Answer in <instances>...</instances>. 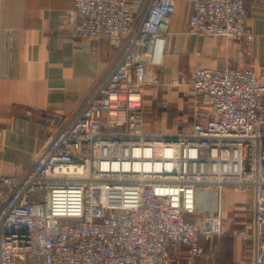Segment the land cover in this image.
I'll list each match as a JSON object with an SVG mask.
<instances>
[{
	"label": "built area",
	"instance_id": "obj_1",
	"mask_svg": "<svg viewBox=\"0 0 264 264\" xmlns=\"http://www.w3.org/2000/svg\"><path fill=\"white\" fill-rule=\"evenodd\" d=\"M187 1L190 36L254 43L247 0ZM176 4L73 0L75 36L122 52L72 119L40 118L47 141L24 173L0 176V264H192L202 237L213 240L193 221L202 186L251 194L250 223L237 235L251 264H264L260 73L199 62L188 83L172 82L190 91L189 128L164 135L145 127L144 89L162 66L158 46L165 49Z\"/></svg>",
	"mask_w": 264,
	"mask_h": 264
},
{
	"label": "crops",
	"instance_id": "obj_2",
	"mask_svg": "<svg viewBox=\"0 0 264 264\" xmlns=\"http://www.w3.org/2000/svg\"><path fill=\"white\" fill-rule=\"evenodd\" d=\"M132 1L145 6L149 0ZM187 2L177 0V13L167 35L163 66L171 67L168 76L174 77L178 70L189 79L193 67L202 60L211 67H224L225 63L239 69L250 67L264 82V3L247 0L245 4L247 25L255 34L250 48L238 41L212 49L204 45L200 57L196 40L191 51L185 43ZM72 6L73 0H0V176L24 173L47 141L40 118L53 112L72 119L120 58L122 51L106 39L91 41L75 36L68 15ZM186 7L188 14L184 16ZM182 62L186 67H179ZM186 88L181 93L190 96ZM189 105L191 110L190 101ZM28 112L33 115L28 116ZM227 188L204 190L203 194L213 199L215 207H222L224 193L233 195ZM250 199L253 211L251 194ZM177 261L187 264L184 259ZM249 261L251 264L250 251Z\"/></svg>",
	"mask_w": 264,
	"mask_h": 264
},
{
	"label": "rangeland",
	"instance_id": "obj_3",
	"mask_svg": "<svg viewBox=\"0 0 264 264\" xmlns=\"http://www.w3.org/2000/svg\"><path fill=\"white\" fill-rule=\"evenodd\" d=\"M187 14L188 8L186 7L184 16H187ZM186 34L185 43L189 51L194 46L193 40L199 43L200 57L203 56L202 47L204 45L212 49L220 46L224 47L230 43H237L234 40L194 37L188 35V32ZM188 53L182 56L183 60L185 56L188 57ZM198 55L196 54V56ZM210 57L213 58V55ZM201 61L199 60L198 63ZM184 66L186 67L182 62L179 67ZM169 68L171 67L165 64L157 69L155 71V81L144 89L143 110L145 127L155 134L175 135L184 132L192 121L189 105L191 98L189 95L185 96L184 93H181L184 90L186 92L187 88L185 86H172L173 80L177 77L181 83H188V79L178 70L176 72L179 74L169 77L168 73H166ZM217 187L202 186L197 194L198 214L193 217V221L201 234L210 235L213 240L210 241L206 237H202L203 254L196 257L192 264H195V262H199V264H250L249 244L237 235V232L247 226L251 220L250 193L240 188L229 186L227 190L231 191L233 195H230V197L227 193H224L222 207H215L217 205H215L213 199H206L203 192L211 189L216 191ZM240 195L242 196L240 197ZM178 262L175 260L173 264H178Z\"/></svg>",
	"mask_w": 264,
	"mask_h": 264
},
{
	"label": "bare ground",
	"instance_id": "obj_4",
	"mask_svg": "<svg viewBox=\"0 0 264 264\" xmlns=\"http://www.w3.org/2000/svg\"><path fill=\"white\" fill-rule=\"evenodd\" d=\"M158 50H159V56H160V52L164 54V43H159V46H158ZM163 54H161V58H162V65H163Z\"/></svg>",
	"mask_w": 264,
	"mask_h": 264
}]
</instances>
